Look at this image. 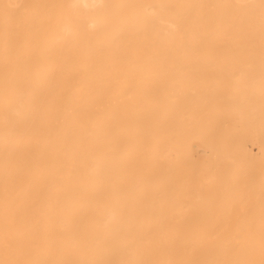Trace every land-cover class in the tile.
<instances>
[{"label":"bare ground","instance_id":"obj_1","mask_svg":"<svg viewBox=\"0 0 264 264\" xmlns=\"http://www.w3.org/2000/svg\"><path fill=\"white\" fill-rule=\"evenodd\" d=\"M0 31V264H264V0H0Z\"/></svg>","mask_w":264,"mask_h":264},{"label":"rangeland","instance_id":"obj_2","mask_svg":"<svg viewBox=\"0 0 264 264\" xmlns=\"http://www.w3.org/2000/svg\"><path fill=\"white\" fill-rule=\"evenodd\" d=\"M27 30H28V33H30L32 31L30 28L27 29ZM0 32H2V31H0ZM8 37L9 36H6L5 42L2 44L4 52L5 51L8 52L7 49L9 47V45H10L9 42H7ZM7 62H8V60L5 62V66H6ZM29 81H30V77L27 75V77H25V85H28ZM81 84L82 83H78V87L81 86ZM231 120H232V122L234 124L247 125L248 127L252 126V115L244 116V115H241V114H237V115H233ZM259 144L260 143L258 142V140L256 138H252V140L248 141V149L251 152L254 150L252 153H258L259 152V147H260ZM160 154H161V158L166 160V162L168 163V165L166 164L167 167H169L171 165V159H172V155L170 154V152L169 151L168 152L162 151ZM217 170H218L219 175H223L225 173V166L220 164L217 167ZM14 249H15V245L14 244L5 241L4 244L3 243L0 244V255L5 256L6 259H7V262H10V261L13 260L12 255H13Z\"/></svg>","mask_w":264,"mask_h":264}]
</instances>
